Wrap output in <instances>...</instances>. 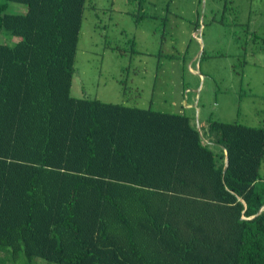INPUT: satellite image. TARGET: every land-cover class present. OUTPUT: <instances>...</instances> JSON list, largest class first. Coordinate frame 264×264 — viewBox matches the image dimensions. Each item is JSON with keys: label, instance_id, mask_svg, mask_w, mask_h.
Segmentation results:
<instances>
[{"label": "trees", "instance_id": "16d2710c", "mask_svg": "<svg viewBox=\"0 0 264 264\" xmlns=\"http://www.w3.org/2000/svg\"><path fill=\"white\" fill-rule=\"evenodd\" d=\"M85 5L0 3V264H264V126L72 97Z\"/></svg>", "mask_w": 264, "mask_h": 264}, {"label": "rangeland", "instance_id": "374dc122", "mask_svg": "<svg viewBox=\"0 0 264 264\" xmlns=\"http://www.w3.org/2000/svg\"><path fill=\"white\" fill-rule=\"evenodd\" d=\"M71 96L263 127L264 0H86Z\"/></svg>", "mask_w": 264, "mask_h": 264}, {"label": "water", "instance_id": "95a60500", "mask_svg": "<svg viewBox=\"0 0 264 264\" xmlns=\"http://www.w3.org/2000/svg\"><path fill=\"white\" fill-rule=\"evenodd\" d=\"M196 129H197V131H198L199 134H200V128L197 126ZM227 166H228V158H227V153H226V151H225V167H224V169H226ZM240 202L245 206V203H244L242 200H240ZM263 208H264V206L258 211V213H259ZM258 213H257V214H258Z\"/></svg>", "mask_w": 264, "mask_h": 264}]
</instances>
